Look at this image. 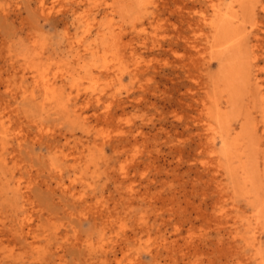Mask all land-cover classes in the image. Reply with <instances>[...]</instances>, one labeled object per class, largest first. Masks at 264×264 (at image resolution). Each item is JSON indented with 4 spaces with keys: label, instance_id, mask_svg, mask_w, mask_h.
Masks as SVG:
<instances>
[{
    "label": "rangeland",
    "instance_id": "1",
    "mask_svg": "<svg viewBox=\"0 0 264 264\" xmlns=\"http://www.w3.org/2000/svg\"><path fill=\"white\" fill-rule=\"evenodd\" d=\"M263 5L0 0V264H264Z\"/></svg>",
    "mask_w": 264,
    "mask_h": 264
},
{
    "label": "bare ground",
    "instance_id": "2",
    "mask_svg": "<svg viewBox=\"0 0 264 264\" xmlns=\"http://www.w3.org/2000/svg\"><path fill=\"white\" fill-rule=\"evenodd\" d=\"M79 2V1H78ZM116 2V1H115ZM80 3H84V2H80ZM103 3V2H102ZM129 3V2H128ZM210 4L212 3V1H210L209 2ZM208 3V4H209ZM42 4H44V3H41V8L43 9V5ZM263 4V3H262ZM100 5V4H99ZM114 5V4H113ZM216 5V4H215ZM211 7H212V16H213V19H209L208 21H207V16H202V17H197L198 19H201V21H202V23H205L206 25H208V27H209V32H210V34H211V36L213 37V38H221V37H218L219 35H223L225 32H226V30H227V28H228V26H230V20L226 17V15H225V13H222V14H220L221 12V10H219L218 8H214L215 6L214 5H210ZM264 6V5H263ZM101 7V6H100ZM103 7V6H102ZM113 7V6H112ZM127 7V6H126ZM73 8V7H72ZM79 8V7H78ZM186 8V7H185ZM189 8V7H188ZM110 9V8H109ZM198 9V8H197ZM247 9V8H246ZM39 10V9H38ZM191 10V9H190ZM204 9H202V11H203ZM223 10V9H222ZM207 11V10H206ZM210 11V10H209ZM220 12V13H219ZM45 13V12H44ZM73 13V12H72ZM194 13V12H193ZM203 13V12H202ZM229 13V12H228ZM191 14V13H190ZM197 14H198V12H197ZM199 14H201L200 12H199ZM198 14V15H199ZM210 14V13H209ZM202 15V14H201ZM200 15V16H201ZM190 18V17H189ZM195 19L194 21H196V22H198L199 20L198 19ZM212 18V17H211ZM235 18H236V16H234V17H232V19H233V21L234 22H237V24H239L238 23V19L237 20H235ZM95 19V18H94ZM93 19V20H94ZM74 20V19H73ZM198 20V21H197ZM255 20V19H254ZM81 21V20H80ZM207 21V22H206ZM191 22V21H190ZM190 22H189V25H188V27H190ZM193 23H195V22H193ZM231 23H233V22H231ZM198 24H199V22H198ZM201 24V23H200ZM236 24V23H235ZM91 25H92V23H91ZM196 25V24H195ZM87 26V25H86ZM89 26H90V24H89ZM192 26V25H191ZM193 26H194V24H193ZM192 26V27H193ZM201 26V25H200ZM200 26H198V25H196L195 27H199L198 29H200ZM202 26H204V25H202ZM232 27H236L235 28V30H237V26H234V25H231ZM194 27V28H195ZM205 28V27H204ZM196 29V28H195ZM232 29V28H231ZM86 30H88V29H86ZM194 30V29H193ZM202 30H204V29H202ZM201 30V31H202ZM232 30H234V29H232ZM234 30V31H235ZM199 31V30H198ZM201 31L199 32L200 34H201ZM205 31V30H204ZM231 31V30H230ZM229 31V32H230ZM234 31H231V33H232V35H231V37L233 36V34H235V32ZM87 33H88V31H86ZM229 32H227V33H229ZM234 32V33H233ZM205 33V32H204ZM196 35H197V32H196ZM205 35V34H204ZM225 35V34H224ZM223 35V36H224ZM237 35V34H236ZM206 36H207V34H206ZM235 36V35H234ZM233 36V37H234ZM225 37H226V35H225ZM228 37H230V36H228ZM227 37V38H228ZM224 38V37H223ZM240 38H242V36L240 37ZM212 39V38H211ZM233 39V38H232ZM247 39V38H246ZM79 40V39H78ZM207 40H209L208 38H207ZM207 40H206V42H207ZM226 40V39H225ZM217 41H218V39H217ZM216 41V42H217ZM220 41V40H219ZM240 41V39L239 38H237V39H233V41L230 39V41H228V42H225L224 43V45L222 46V48H223V50H221V51H223V53L222 54H224V52H226L228 49H230L231 47H233V49L235 48V43H238ZM71 42V41H70ZM214 43V45H216V42H215V40L213 41ZM222 42H224V41H222ZM194 43V42H193ZM221 43V42H220ZM222 44V43H221ZM72 45V44H71ZM70 45V46H71ZM190 45H192L191 43H190ZM194 45V44H193ZM191 46V47H194V46ZM212 45V44H211ZM217 45H218V43H217ZM216 45V46H217ZM220 45V44H219ZM69 46V47H70ZM213 46V45H212ZM196 47V46H195ZM254 47H255V45H254ZM216 48V47H215ZM218 49L220 48L221 49V47L219 46V47H217ZM220 49H219V51H220ZM232 49V48H231ZM236 49V48H235ZM218 51V50H217ZM220 51V52H221ZM232 51V50H231ZM238 51V50H237ZM254 51V50H253ZM230 52V51H229ZM229 52H226L227 54H229L230 55V53ZM235 52V51H234ZM239 52V51H238ZM221 53H220V55H222ZM238 54V53H237ZM77 55V54H76ZM256 54H254V56H255ZM224 56H226V55H224ZM219 57V56H218ZM238 58H239V56H237ZM223 58V57H222ZM227 58H229V57H224V59H226L227 60ZM219 59H221V56H220V58ZM224 59H223V61H224ZM256 59V58H255ZM224 61V63H222V65H225L226 63L228 64V62L227 61ZM230 60V59H229ZM228 60V61H229ZM251 60H253V59H251ZM250 60V61H251ZM221 61H222V59H221ZM232 61H233V58H232ZM230 63H232L231 61H230ZM233 65V64H232ZM253 67H254V65H253ZM255 68V67H254ZM256 70H258V68H256ZM228 72V71H227ZM256 76V75H255ZM42 77V76H41ZM45 79V78H44ZM43 81V80H42ZM45 81H46V79H45ZM47 82V81H46ZM40 83H42L41 81H40ZM39 83V84H40ZM43 85H42V87H43V89H44V91L46 92V91H48V94H49V91H50V86H48L47 84H49V83H42ZM51 84V83H50ZM54 84V83H53ZM39 87V86H38ZM40 88V87H39ZM42 91V90H41ZM264 93V92H263ZM45 94V93H44ZM48 94H46L47 96H48ZM50 95V94H49ZM225 95V94H224ZM262 96H264V95H262ZM33 97V96H32ZM51 97V96H50ZM92 97V96H91ZM49 98V97H48ZM97 97L95 96L94 97V100L96 99ZM44 100H45V97H44ZM54 100V99H53ZM87 99H85V101H86ZM88 101H90V100H87V102ZM92 101V100H91ZM66 102V101H65ZM96 102V101H95ZM264 102V101H263ZM48 104V103H47ZM68 108V107H67ZM210 109V108H209ZM209 111V110H208ZM218 111V110H217ZM221 111V110H220ZM220 111H218L217 113H216V116H217V118L219 119V118H221L220 117ZM72 112H73V109H72ZM209 113V112H208ZM218 114V115H217ZM208 115V114H207ZM228 154V153H227ZM233 171V170H232ZM236 173V172H235ZM247 176H245V178H246ZM241 180V179H240ZM243 181V180H242ZM245 181V180H244ZM247 181V180H246ZM241 182V181H240ZM253 216V215H252ZM25 217V219H26V217L27 216H24ZM23 217V218H24ZM260 217V216H259ZM253 218V217H252ZM251 218V219H252ZM24 219V220H25ZM23 220V221H24ZM259 220H261V218L259 219ZM258 220V221H259ZM21 221V220H20ZM19 223V222H18ZM23 223H26V221H24ZM261 223V222H260ZM257 224V223H256ZM18 225V224H17ZM24 225V224H23ZM258 226V225H257ZM26 230H27V228H26ZM27 233H28V231H26ZM251 232V231H250ZM24 233V232H23ZM26 233V235H29L30 233H28L27 234ZM252 238V237H251Z\"/></svg>",
    "mask_w": 264,
    "mask_h": 264
}]
</instances>
